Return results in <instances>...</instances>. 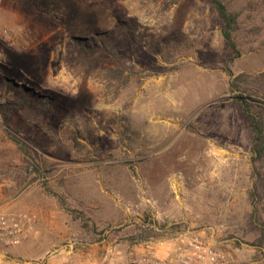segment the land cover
Returning <instances> with one entry per match:
<instances>
[{
	"label": "rangeland",
	"instance_id": "obj_1",
	"mask_svg": "<svg viewBox=\"0 0 264 264\" xmlns=\"http://www.w3.org/2000/svg\"><path fill=\"white\" fill-rule=\"evenodd\" d=\"M221 1L237 51L208 0H0V214L27 212L48 249L0 264H128L190 231L221 264H264L237 100L264 126V0Z\"/></svg>",
	"mask_w": 264,
	"mask_h": 264
},
{
	"label": "built area",
	"instance_id": "obj_2",
	"mask_svg": "<svg viewBox=\"0 0 264 264\" xmlns=\"http://www.w3.org/2000/svg\"><path fill=\"white\" fill-rule=\"evenodd\" d=\"M33 217L27 212L0 214V252L20 245L27 237ZM223 255L204 241L201 232L179 234L164 253L130 252L128 264H221Z\"/></svg>",
	"mask_w": 264,
	"mask_h": 264
},
{
	"label": "trees",
	"instance_id": "obj_3",
	"mask_svg": "<svg viewBox=\"0 0 264 264\" xmlns=\"http://www.w3.org/2000/svg\"><path fill=\"white\" fill-rule=\"evenodd\" d=\"M216 9L218 17L222 20L223 26L221 28V34L226 41V44L233 51L236 50V44L233 38V32L236 28L237 23V15L226 8V5L221 0H208ZM242 75L236 76L229 84V88L231 91L239 89L237 84L238 80H241ZM239 80V81H240ZM242 81V80H241ZM240 93H244V90H241ZM238 96V105L241 107V111L247 114L251 118L252 123V146L251 150L253 153L252 161H260L264 157V126L262 122V118L257 114L251 112L250 100L247 98L245 94H240Z\"/></svg>",
	"mask_w": 264,
	"mask_h": 264
},
{
	"label": "crops",
	"instance_id": "obj_4",
	"mask_svg": "<svg viewBox=\"0 0 264 264\" xmlns=\"http://www.w3.org/2000/svg\"><path fill=\"white\" fill-rule=\"evenodd\" d=\"M47 243L42 242L40 237H34V238H29L28 240L24 241V244L16 249H13V253H16L19 256L16 257H21V258H31L34 256L35 258H39V256H42L41 254H46L47 253V247L43 246ZM5 251V249H4ZM2 253L0 252V261L2 257ZM5 262L3 261V264ZM6 264V263H5ZM43 264H58V261L56 260H47ZM64 264V263H62ZM66 264V263H65Z\"/></svg>",
	"mask_w": 264,
	"mask_h": 264
}]
</instances>
